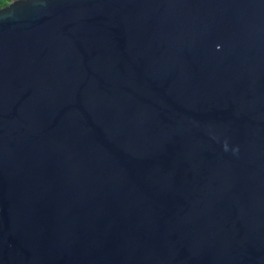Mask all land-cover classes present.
Here are the masks:
<instances>
[{"label":"water","instance_id":"1","mask_svg":"<svg viewBox=\"0 0 264 264\" xmlns=\"http://www.w3.org/2000/svg\"><path fill=\"white\" fill-rule=\"evenodd\" d=\"M0 264H264V0L1 8Z\"/></svg>","mask_w":264,"mask_h":264},{"label":"trees","instance_id":"2","mask_svg":"<svg viewBox=\"0 0 264 264\" xmlns=\"http://www.w3.org/2000/svg\"><path fill=\"white\" fill-rule=\"evenodd\" d=\"M13 0H0V9L7 6Z\"/></svg>","mask_w":264,"mask_h":264}]
</instances>
